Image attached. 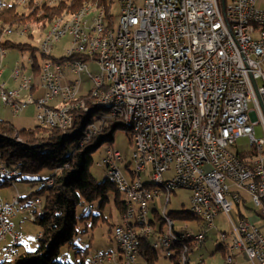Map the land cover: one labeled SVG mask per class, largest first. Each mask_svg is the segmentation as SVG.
I'll return each mask as SVG.
<instances>
[{"label": "built area", "instance_id": "1", "mask_svg": "<svg viewBox=\"0 0 264 264\" xmlns=\"http://www.w3.org/2000/svg\"><path fill=\"white\" fill-rule=\"evenodd\" d=\"M59 1V0H58ZM0 6L2 3L0 2ZM121 44L104 43V35L99 37V48L111 56L110 67H118L117 82L110 96L117 104L129 101L132 118L137 119L139 111H146L153 118L155 129H159L160 139L165 141V150L151 148L153 177L166 181L159 173L162 163L170 164V171L180 170V179L198 183V192H206V199H198V192H190L191 207L206 212V220H200L204 227L198 226L200 244L208 238L215 225L217 212L226 213L230 224L233 262L234 256H243L248 264H264V139L255 138V125L264 127V110L258 93L264 103V9L257 7V0H121ZM109 20H107L108 26ZM88 17L78 22V29L72 30L73 52H65L60 64L50 59L49 90H45L46 105L33 103L30 95H22L21 102L36 107V113H55V103L67 101L69 81L63 83V69H70V59L79 63L78 88H81L80 74L83 73L82 44L77 43V34L88 35ZM64 36L61 38V40ZM58 42V40H57ZM43 46L49 52V46ZM4 43L0 56L4 55ZM29 83L19 85L20 67L16 61L13 79L18 87L10 88L6 81L0 84L2 92L10 93L13 104L14 92L29 93L33 87L34 55L30 53ZM97 63V59H96ZM0 69V78L4 75ZM104 76L93 74V81L103 85ZM88 93V92H87ZM85 93V97L87 96ZM106 101V100H105ZM250 103L254 106L250 108ZM80 112H65L68 121ZM116 114H109L114 119ZM92 127L87 139L92 136ZM145 126H141L143 137ZM250 136L252 148L236 153L233 147L242 136ZM146 146V143H145ZM143 156L135 150L133 159ZM153 156H160V163H153ZM125 158H118L114 147H109L100 158V166L106 170V177H114L115 165H122V177L128 187L131 201H139V209L133 210L141 219V227L131 229L128 220L124 227H117L122 242L134 246L131 262L140 255L141 235L155 237L156 242L167 258L176 255L177 249L164 250L169 243V234L185 231L188 235L189 223L178 224L176 219L161 221L160 230H152L145 222L147 195H154V201L165 204L161 192L132 190V181L137 177L128 171ZM0 173L21 177L18 169L9 168L1 162ZM52 175L46 176V184L51 185ZM172 193L173 191L170 188ZM33 207L17 204L14 197L0 196V260L20 251L24 237L19 232L15 219L27 214L32 222L34 205H42L40 197L31 198ZM160 202V203H161ZM252 203L254 208L249 206ZM234 213L237 221L231 214ZM41 232L38 233V237ZM218 237L222 238L220 231ZM93 263L121 264L114 253H98ZM203 264V260H198Z\"/></svg>", "mask_w": 264, "mask_h": 264}, {"label": "bare ground", "instance_id": "2", "mask_svg": "<svg viewBox=\"0 0 264 264\" xmlns=\"http://www.w3.org/2000/svg\"><path fill=\"white\" fill-rule=\"evenodd\" d=\"M2 6H0V11L6 9L8 6L14 5L22 7L25 12H18L21 19L17 22L0 24V50L4 43V48H6L4 55L0 56V69H4L3 62L7 55V42L10 40L5 39L7 36L16 32L18 35L22 36L26 33H30L32 27H41L43 29L48 27V30L44 33L41 43L39 46H35L38 51L39 56H45L37 59L34 56V77H33V87L30 90V99L33 103H39V105H46V98H44L45 90H49L50 75L48 73V67L50 66V59H52L53 49L61 38L64 36H70L71 46L68 47L65 52H73L74 40H72V30L78 29V22H84L85 18L88 17L90 23L97 24L88 25V35L84 42V34H77V43L82 44V55L84 61L82 62V70L87 71L88 75L92 79L94 86L89 90L87 96L81 94V88H78V75H73L69 79V88L74 93H67V101L55 103V113H47V122L45 121L44 113H36L37 124L45 127H55L61 129H68L73 126L74 118L68 117V121H58L57 118H64L65 112H84L91 113L92 108L86 102L89 99L92 107L94 106L99 113H101L102 122L109 118V114H116L114 119L123 121L127 126L130 127L132 132V138L135 145V150L141 149V154L143 156H136V160L128 163V171L133 176L137 177V181H132V190H145L147 192H161V197L165 204L171 202L170 188L173 191H178L180 189L187 190L189 192H198V183L190 182L188 180L180 179V170L170 171L169 163H162L159 166V173L165 176L166 181H158L153 177V165L145 164V169L141 168L140 163H152V152L151 148H154V140H156V149L165 150V141L160 139L159 129H155V122L153 118H148L146 111H139L137 119L130 120L132 118V106L129 101H122V104H117L114 100H110V96L115 89V82H117L118 77V67H110L111 56H107L105 49L99 48V37L104 35V43L121 44V17L119 18L118 24H115L111 9L114 4L113 1H109L106 4L99 3L98 0H85L81 6L72 7L71 0H0ZM119 8H121V0H117ZM62 5V6H61ZM61 6V12L55 14L52 18L46 17L42 18L46 13L45 10L48 8ZM37 12V18H33L32 13ZM30 16V17H29ZM29 17V18H28ZM107 20H109L107 26ZM36 24L37 26H35ZM15 27V28H14ZM58 40V42H57ZM43 41H45V46H49V52H46L43 46ZM29 47H34L31 44L26 43ZM23 53H31L30 50H20ZM65 55V54H64ZM63 55V56H64ZM100 68V73L98 75L104 76L103 85L99 82L93 81V73L90 72L89 64L90 62H96ZM36 64L39 65V70L35 69ZM53 64H60V58H56L53 55ZM27 66L30 67V60L28 56L27 62H22L19 60L20 67V78L19 85H26L29 83V74L25 73ZM72 73H79V63L77 59H70V69H63V78H66V74L69 71ZM81 86L83 80L80 74ZM44 90L43 96H39L37 91L39 89ZM2 102L10 101V93L2 92V97L0 96ZM22 92L13 93V104H18L17 110H13L14 115L20 114L22 110L26 108V103L21 102ZM106 100V101H105ZM97 117L99 115L97 114ZM95 125L92 122L87 126L85 131V136L87 138V133ZM145 126L143 137H141L140 127ZM99 130H92V135L97 133ZM146 143V146H145ZM117 153L118 158H125L123 153L118 149L114 148ZM131 163L133 168H131ZM153 163H160V156H153ZM100 166V162H98ZM1 170V163H0ZM106 171V170H105ZM18 174L20 171L18 170ZM111 180V182L116 186L117 190L124 196L126 207L124 212L121 214V223L114 226L112 237L118 245L119 249V260L121 264H130L131 254H134V246L130 242H122L121 236L118 233L117 227H124L125 220H128V226L131 229H138L141 227V219H138V214H133V210L139 209V201H131L130 195L128 193V187L125 185L124 178L122 177V165H115L114 167V177H106ZM14 181H17L16 175H5L0 173V187L6 185H14ZM39 184H46V177L42 178ZM55 185V178L52 175L51 185H41L39 188H48ZM14 199L17 204H22L25 207H33V200L31 198L23 199L19 192H16ZM198 199H206V192H198ZM154 201V195H147L146 211L149 212L150 208L148 204ZM192 215L198 220H206V212L201 208L191 207ZM155 211V210H154ZM158 218L163 221L166 218L175 219L171 213H168L167 208L162 209L160 213H157ZM45 212L42 205H34V218L37 220L39 217H43ZM224 215L226 219V213L217 212V217ZM149 215H145V222L151 224L152 230H160V227L156 226L155 221H151L148 218ZM193 227L189 223L188 235L185 231H178L177 234H169V243H164V250H176V257L180 264H198L197 261H193L189 254L195 250L196 246H200V235L197 232L199 226L198 223L194 222ZM220 234L223 239L221 240V246L226 248L228 251L227 256H225L224 262H233V252L231 249V244L228 240H231V229L229 232L220 230ZM149 235H141L142 240ZM152 248L159 250L161 247L156 242L155 237H149ZM205 242V241H204ZM194 246V247H193ZM115 251H108L107 253H114ZM20 255V251H16V254H11V256H3V260H13ZM93 256L87 259V264L93 263ZM98 264H108V263H98ZM131 264H140V255L135 256V262Z\"/></svg>", "mask_w": 264, "mask_h": 264}, {"label": "trees", "instance_id": "3", "mask_svg": "<svg viewBox=\"0 0 264 264\" xmlns=\"http://www.w3.org/2000/svg\"><path fill=\"white\" fill-rule=\"evenodd\" d=\"M84 1L71 0L72 7H79ZM99 1L102 3L105 0ZM61 6L48 8L44 11L46 14L42 18H52L61 12ZM36 13H32L33 18H37ZM20 19L21 16L18 15L14 5L0 11V24L17 22ZM7 47L30 50L37 59L45 58L38 55L36 47H29L25 43L8 41ZM35 69L39 70L38 64ZM86 102L91 106L92 112L77 114L73 126L68 129L45 127L39 124L32 130L19 129L12 123L0 119V161L9 168L20 171L21 177L17 181H31L35 186L44 177L43 172L45 177L53 175L55 178L53 187H38L28 195L22 196L23 199L34 197L42 199L45 215L34 221L39 224V232H41V236L38 237V248L33 252H21L15 259L3 260L0 264H72L69 258L62 254V247L63 245L74 246V241L81 233H89L90 227L86 222L94 216L92 207L104 216L102 210L113 202L118 216L121 217L125 209V200L116 186L110 179L99 181L90 173V166L95 160L93 153L106 141L114 140L113 132L121 126V122L111 119L108 124H101L99 131L87 139L84 137L86 127L94 120L97 109L92 107L88 99ZM124 126L127 125L124 123ZM28 175L35 177L38 175V178L32 180L23 178ZM80 207L83 213L79 220ZM177 213H182L183 217L189 218L185 212ZM171 215L174 216L172 213ZM79 222L85 225L81 229ZM94 226H96L95 222L91 229ZM150 240L149 237L142 240L140 259L155 264L159 253L152 248ZM90 247L89 243L84 250V255L77 259L75 264H87ZM171 261H173L172 264H180L176 256L172 257Z\"/></svg>", "mask_w": 264, "mask_h": 264}, {"label": "rangeland", "instance_id": "4", "mask_svg": "<svg viewBox=\"0 0 264 264\" xmlns=\"http://www.w3.org/2000/svg\"><path fill=\"white\" fill-rule=\"evenodd\" d=\"M99 1V0H98ZM110 0H105L104 2H100L101 4H106ZM114 2L111 14L112 18L115 22V24H118L121 12L118 5L117 0H111ZM137 4H142V0H136ZM257 7L260 9H264V0H257ZM18 12H25V10L22 7H18ZM37 26L36 24H34ZM15 28V27H14ZM33 32L26 33L22 36L18 35L16 32L13 34L7 36L5 39L10 40L14 43H28L32 46H39L42 40V37L44 33L48 30V27L43 29L41 27H32ZM71 46V38L70 36L64 37L62 40H60L58 43H56L54 49H53V55L56 58H60L65 54V50ZM30 53H23L20 51L19 48L9 47L7 49V55L3 62L4 75L0 78V84L4 81H6L7 86L18 87V83H16L12 77L13 70L15 67V63L17 60H20L22 62H27L28 56ZM264 67V63H263ZM90 72L93 74L100 73V68L98 64L94 61L90 62L89 64ZM30 67L27 66L26 72L27 74H30ZM81 78L83 80L82 86H81V94H85L89 92V90L94 86L92 79L88 75L87 71H84L81 74ZM31 93H22L23 96L30 95ZM43 95V91H39V96ZM89 100V99H88ZM254 106L253 103H250V108ZM97 115L94 117V120L92 121V124H94L96 127H99L101 124H108L111 119H106L104 122H102L101 113L97 111ZM0 119L4 121H8L15 125L19 129H34L37 126V120H36V107L34 105H28L24 110L20 112L18 115H14L13 109L10 106V104H6L2 102L0 99ZM118 120V119H117ZM121 122V126H119L117 129L114 130V140L113 141H106L102 144V146L94 152V161L90 166V173L93 175L94 178H96L99 181H103L106 179V171L104 168L98 165V162L102 155H104L105 151L109 147L118 148L125 157L124 164H128L129 162H133L134 152H135V145L132 138V132L131 129L127 126H124L123 121L118 120ZM87 129V127H86ZM112 129H110L111 131ZM255 138L256 139H264V127L261 122L257 123L255 125ZM252 148L251 145V138L250 136H242L238 138L235 145L231 147L232 151L236 153L249 151ZM3 162V161H1ZM123 167V164H122ZM131 168H133V164L131 163ZM45 177V172H43ZM43 177V178H44ZM23 178H28L29 180L37 179L38 175L32 176H23ZM15 185L22 189L25 194L28 192V190H36L38 189V185L33 186V182L22 180V181H14V185L4 186L0 187V196H6L8 198H11L14 194H16V187ZM121 194V193H120ZM122 195V194H121ZM123 199L124 196L122 195ZM125 200V199H124ZM171 202L167 206L168 213L174 214V218L178 222V224L183 223H190L193 227V223L196 222L199 224V226L204 227V223L200 222L198 218L194 217L192 215L191 210V198H190V192L184 189H180L175 193L171 194ZM150 211H149V220L155 221L156 226H161V220L158 218V211L161 213L164 203H157L154 205L153 202H150L148 204ZM252 208H254V205L252 203L249 204ZM126 207V202H125ZM153 209V210H152ZM94 212V216L91 217L90 221L87 220L86 224L89 225L90 231L86 234H80L79 238L74 241V246L69 245H63L62 247V254L67 256L69 258L70 263L75 264L77 259H80L84 255V250L86 246L90 243L91 247L88 253V256L95 255L98 253H104L108 251H115L118 255L119 249L118 245L116 244L115 240L112 239V229L115 224L121 223L123 220L120 216H118V212L115 209V205H113V202L108 205L107 207L102 210V213L104 212V216H102L99 212V210H95L93 207L91 208ZM125 210V209H124ZM155 210V211H154ZM124 212V211H123ZM177 212H185V215H188L189 218L183 217L182 213ZM82 208L80 207L78 210V218L80 220V217L82 216ZM22 215V214H20ZM98 215V216H95ZM231 217L234 221H237V218L235 217L234 213L231 214ZM22 218V217H21ZM105 218L107 220H105ZM20 219V218H19ZM19 219L17 221H19ZM16 221V222H17ZM90 222V223H89ZM96 223V226H94L93 229H91L92 224ZM18 223V230L21 229V233L23 237L25 238L22 246H20V253H26V252H33L36 251L39 245V238L37 237L40 226L39 224H36L28 219L26 217L25 219H22V221L17 222ZM79 222V228L81 229L84 227V223L80 224ZM215 225L216 227L210 231L208 238L205 240L204 243L200 244V246H196L194 252H191L189 254L190 258L192 260H204V264H224L225 256H227L228 251L226 248L221 246V240L218 237V231L224 230L226 232L230 231V224L225 219L224 215H220L215 219ZM194 228V227H193ZM111 229V230H110ZM194 230H196L194 228ZM82 232V231H80ZM112 237V238H111ZM194 247V246H193ZM219 249V250H218ZM81 251V253H79ZM159 258L156 260L155 264H172L173 261H171V258H167L165 256V253L162 249L158 250ZM241 262L240 258H235V264ZM115 263V262H114ZM112 263V264H114ZM140 264H151L150 262H146L145 260L140 259Z\"/></svg>", "mask_w": 264, "mask_h": 264}, {"label": "crops", "instance_id": "5", "mask_svg": "<svg viewBox=\"0 0 264 264\" xmlns=\"http://www.w3.org/2000/svg\"><path fill=\"white\" fill-rule=\"evenodd\" d=\"M67 76H66V78L63 80V83H66L67 81H69V79H70V77H72L73 75H72V73H70L69 71L67 72V74H66ZM39 91L41 92V91H43V94H44V90L43 89H39L38 91H37V94L39 95ZM82 95H84V94H82ZM43 96V95H42ZM6 186H8V185H6ZM15 187H16V192H19L22 196H26V195H28L30 192H32L33 191V189L32 190H28V192H26V194H25V192L22 190V189H20V188H18L16 185H15ZM15 195V194H14ZM14 195L11 197V198H8V197H6V196H2V197H4V198H7V199H12L13 197H14ZM153 203H154V205H156L158 202L160 203L161 201H159V200H155V201H152ZM153 210V209H152ZM22 217V218H21ZM26 217H28L27 216V214H25V213H23L22 215H19L16 219H15V221H17L19 218V221H17V222H20V221H22V219H25ZM16 222V225L18 226V223ZM118 224V223H117ZM116 225V224H115ZM19 232L21 233V229H19ZM22 234V233H21ZM37 237H38V235H37ZM112 238V237H111ZM113 239V238H112ZM24 240H25V238H24ZM24 242V241H23ZM22 246V245H21ZM219 250V249H218ZM194 252V251H193ZM91 256V255H90ZM90 256H88V257H90ZM235 258H240L241 259V262H239V263H236V264H248V261L243 257V256H240V255H235L234 256V260H235ZM193 261H195V260H193ZM203 264H204V260H203Z\"/></svg>", "mask_w": 264, "mask_h": 264}, {"label": "water", "instance_id": "6", "mask_svg": "<svg viewBox=\"0 0 264 264\" xmlns=\"http://www.w3.org/2000/svg\"><path fill=\"white\" fill-rule=\"evenodd\" d=\"M257 94H258L259 100H260V102H261V104L263 106V110H264V103H263L261 95L258 93V90H257Z\"/></svg>", "mask_w": 264, "mask_h": 264}]
</instances>
